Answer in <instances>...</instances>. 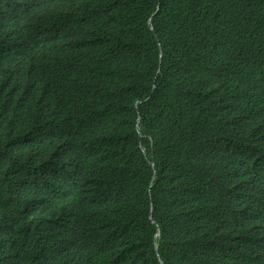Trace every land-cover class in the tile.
<instances>
[{
  "label": "trees",
  "instance_id": "16d2710c",
  "mask_svg": "<svg viewBox=\"0 0 264 264\" xmlns=\"http://www.w3.org/2000/svg\"><path fill=\"white\" fill-rule=\"evenodd\" d=\"M263 225L264 0H0V264H264Z\"/></svg>",
  "mask_w": 264,
  "mask_h": 264
},
{
  "label": "clouds",
  "instance_id": "9594fccd",
  "mask_svg": "<svg viewBox=\"0 0 264 264\" xmlns=\"http://www.w3.org/2000/svg\"><path fill=\"white\" fill-rule=\"evenodd\" d=\"M150 20H151V18H149V21ZM150 28L152 29V26ZM137 131H139V127L138 126H137ZM143 152L145 153V150H143ZM256 233L258 234L259 238H261V240L263 241L262 245L264 246V225L262 227H259ZM156 235H158V230L156 232ZM160 261H161V259H160Z\"/></svg>",
  "mask_w": 264,
  "mask_h": 264
},
{
  "label": "water",
  "instance_id": "95a60500",
  "mask_svg": "<svg viewBox=\"0 0 264 264\" xmlns=\"http://www.w3.org/2000/svg\"><path fill=\"white\" fill-rule=\"evenodd\" d=\"M151 165H153L152 163H151ZM160 259V258H159Z\"/></svg>",
  "mask_w": 264,
  "mask_h": 264
},
{
  "label": "bare ground",
  "instance_id": "6f19581e",
  "mask_svg": "<svg viewBox=\"0 0 264 264\" xmlns=\"http://www.w3.org/2000/svg\"><path fill=\"white\" fill-rule=\"evenodd\" d=\"M144 150V149H143Z\"/></svg>",
  "mask_w": 264,
  "mask_h": 264
}]
</instances>
